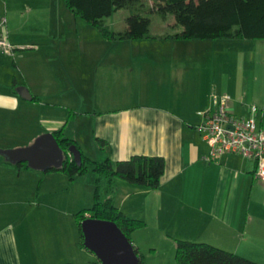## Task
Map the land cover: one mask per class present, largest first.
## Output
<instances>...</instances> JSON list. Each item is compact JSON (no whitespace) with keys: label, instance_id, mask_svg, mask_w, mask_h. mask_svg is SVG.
<instances>
[{"label":"crops","instance_id":"obj_1","mask_svg":"<svg viewBox=\"0 0 264 264\" xmlns=\"http://www.w3.org/2000/svg\"><path fill=\"white\" fill-rule=\"evenodd\" d=\"M208 41L129 40L124 42H131L127 48L128 51L134 49L131 54H97L98 75L104 64H130L128 68L145 70L153 78L147 79L151 84L148 88L150 93L159 94L151 100L108 108L93 105V108L79 110L84 106L81 95L85 85L83 83L82 90V80L73 79L67 70L69 62H74L71 57L57 56L54 61L60 64L59 71L66 78L68 91L75 94L79 104L76 108L64 107L60 112L47 98L51 84L35 88L30 85L28 74L18 66L22 80L0 76V150L29 146L40 135L65 125L70 109L77 114L83 111L92 117V135L101 157L108 155L118 161L133 155H159L166 160L157 189L116 180L114 199L126 214L135 216L136 210H140L148 226L165 237L207 241L225 249L233 245L235 251L246 246L264 249V182L255 176V163L240 155L223 154L214 161L205 159L210 147L198 130L197 117L200 112L214 107L216 90L197 78V61L194 65L190 64L191 59L184 65L179 64L186 59L176 52L179 46L200 51L201 44ZM110 42L112 47L123 43ZM146 44L150 48L142 50L140 46ZM170 44L176 46L175 50ZM12 45L19 49H40L37 44L18 39ZM140 50L144 52H135ZM193 57L199 60V55ZM4 58L5 54H1L0 61ZM83 63L84 68L87 60ZM81 68L79 65L77 69ZM192 69L195 72L189 71ZM192 73L196 76L194 79L189 78ZM24 81L26 85H22ZM108 83L112 84L113 79ZM24 88L30 92L31 100L26 98ZM230 94L234 98L230 102L231 110L245 116L249 107L245 104L246 95L235 91ZM34 95L42 100L33 101ZM251 103L259 107L258 120L264 129V99H251ZM26 115L35 118L40 125L32 130ZM25 127L28 130L25 131ZM23 131L27 132L25 136ZM96 138L107 141L105 153ZM7 162L0 152V264H98L95 254L79 246V238L67 216L83 209L73 210L72 206L78 209V205L94 202L95 176L89 177L86 185L81 176L70 181L61 172L44 175L32 168L19 170ZM132 196L133 203L130 202ZM25 205L32 209L29 213H25ZM34 210L36 213H31ZM47 227L51 239L42 234V229Z\"/></svg>","mask_w":264,"mask_h":264},{"label":"rangeland","instance_id":"obj_2","mask_svg":"<svg viewBox=\"0 0 264 264\" xmlns=\"http://www.w3.org/2000/svg\"><path fill=\"white\" fill-rule=\"evenodd\" d=\"M145 3L148 9L146 12L143 11L142 14L151 18L150 30L152 34H171L181 31V26L176 25L174 16L171 15L167 19H163L159 14L150 10V7L155 4L154 0H145ZM132 13H137V11L132 12L129 7L123 6L111 16L105 17V22L112 30L123 31L127 25L126 20ZM0 15L7 17V28L12 44L15 39H18L24 42H32L40 47L38 51H35L32 49H19L15 45L12 46L9 52L3 53L6 58L0 61V76L6 77V79L15 76L18 80H22L23 75L18 70V66H21L30 78V85L42 88L44 85L51 84L47 98L57 112L63 110L64 107L76 108L79 104L75 94L68 91L66 78L59 71L60 64L54 61L57 56L64 59L71 57L74 60L73 63L69 62L71 65L67 66V70L73 79L82 80V90L83 83L85 85V90L82 91L81 95L84 106L79 110L93 108V105H96V108H108L116 104H132L139 102V100H151L154 98L153 96L159 95L150 93L148 88L151 84L147 83V79L153 78L145 70L138 71L137 67L135 69L128 68V65L132 66L130 64L119 63L111 66L108 63L104 64L98 75L96 55L107 56L118 53L122 56L131 54L134 49L132 51L127 50L131 42H123L112 47L111 42L104 39L94 26L71 11L64 0H0ZM145 39L157 40L161 38ZM41 44H44V46L42 47ZM170 45V48L175 50L176 46H173L174 44ZM140 48L146 50L150 46L146 44L140 46ZM199 50L197 51L190 46H179L176 52L186 57L185 62L181 61L179 64L184 65L190 62L191 59L190 64L194 65L197 61V78L205 86L211 87L214 91L216 90L214 94L226 93L233 100L234 98L230 92L244 93L246 95L244 96L247 97L245 104H248V106L253 104L251 99H264V40H209L207 44H201ZM135 52L141 54L144 51ZM194 55H199V60L196 57L194 60ZM84 60H87V64L83 68ZM104 62H107V59ZM79 65L82 66L81 69H77ZM189 71L195 72L193 69ZM101 73L103 74L101 75ZM195 77V74L192 73L189 78L194 79ZM101 78L102 80L99 83ZM112 79L113 83L109 84L108 81H112ZM64 110L66 111V109ZM197 118V122L200 124L203 120L202 115H198ZM25 119L29 124H32V126H28L32 127V130L40 125L32 116L29 118L26 115ZM28 127H25L24 130H28ZM25 131L22 132L24 136L27 134V132L24 133ZM66 132L69 136L78 140L85 154L94 159L101 157L92 135L91 116L79 111V114L69 122ZM91 176H95L92 170L81 176L82 179H85L86 185ZM134 200L135 198L132 196L130 202L133 203ZM92 204L93 201H88V203L78 205L80 206L78 209H76V205L72 206V209H84L87 206H92ZM132 205L135 210L138 209L137 205ZM122 206L127 210L125 205ZM29 207L27 205L23 207L25 213L32 210ZM40 212L42 213V210ZM46 212L48 211L46 210ZM31 213L34 214L36 211L34 210ZM135 213H137L135 216H130L144 219V215L140 210H136ZM67 216L72 222L75 236L79 238L75 216L73 214ZM65 224L66 226L69 225ZM157 224L153 223V225ZM152 228L153 226L147 224V226L133 233L134 243L144 255V264H176L177 240L191 239L178 236L165 237ZM42 234L48 236V239L52 237L48 227L42 229ZM231 247H227L226 250L264 264V249L246 246L235 251L234 246Z\"/></svg>","mask_w":264,"mask_h":264},{"label":"trees","instance_id":"obj_3","mask_svg":"<svg viewBox=\"0 0 264 264\" xmlns=\"http://www.w3.org/2000/svg\"><path fill=\"white\" fill-rule=\"evenodd\" d=\"M66 6L77 16L94 26L101 36L109 41L124 42L145 38H161L174 40H264V0H154L152 12L163 19L174 16L176 25L181 31L176 33L152 34L151 18L143 11L148 9L145 0H64ZM123 6L129 7L132 13L126 20L123 31H114L105 22ZM16 85V84H15ZM22 85H26L24 81ZM42 99L34 95L33 101ZM77 115L70 109L67 123ZM53 130L52 133L64 151V161L60 168L41 171L42 174L61 172L70 181L86 174L89 170L95 175L93 181V205L77 211L75 221L79 231V246L90 251L84 244L82 222L93 218L112 221L117 224L138 257L139 264H144V255L134 244L133 233L147 226L144 219L127 215L116 204L114 194L117 191V179L147 189H157L166 168V160L159 155H133L128 159L113 161L108 155L91 158L81 148L79 142L67 135L66 125ZM100 150L105 153L107 141L96 138ZM75 145L81 154L78 162L70 152ZM17 169H31L27 162L12 164ZM94 254V253H93ZM176 264H262L245 256L228 251L207 242L177 240L175 252ZM97 263L100 260L97 258Z\"/></svg>","mask_w":264,"mask_h":264},{"label":"built area","instance_id":"obj_4","mask_svg":"<svg viewBox=\"0 0 264 264\" xmlns=\"http://www.w3.org/2000/svg\"><path fill=\"white\" fill-rule=\"evenodd\" d=\"M7 28V17L0 15V55L12 48ZM229 94H214V107L200 112L198 125L203 139L210 147L205 157L214 161L223 154H237L255 163V176L264 182V129L258 120L259 107L249 105L245 116L231 110Z\"/></svg>","mask_w":264,"mask_h":264},{"label":"water","instance_id":"obj_5","mask_svg":"<svg viewBox=\"0 0 264 264\" xmlns=\"http://www.w3.org/2000/svg\"><path fill=\"white\" fill-rule=\"evenodd\" d=\"M28 100L30 92L24 88ZM7 161L12 164L27 162L35 170L48 171L60 168L64 161V151L59 146L52 132H47L26 147L0 150ZM70 152L80 162L79 149L73 145ZM84 244L100 260L101 264H139L132 244L117 226L107 220L89 218L82 222Z\"/></svg>","mask_w":264,"mask_h":264}]
</instances>
